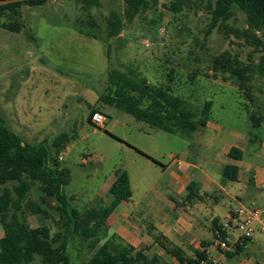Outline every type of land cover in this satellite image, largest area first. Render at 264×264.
<instances>
[{
	"label": "rangeland",
	"instance_id": "rangeland-1",
	"mask_svg": "<svg viewBox=\"0 0 264 264\" xmlns=\"http://www.w3.org/2000/svg\"><path fill=\"white\" fill-rule=\"evenodd\" d=\"M178 1L158 0L150 10L129 21L124 16V0H100V6L88 10L79 0H49L44 5L20 8L18 32L5 27L14 19L5 15L0 21L1 123L30 144L48 141L52 145L61 135L69 137L57 158L71 170L66 191L72 205L81 211L95 206L93 197L103 190L114 171L134 163L131 155L135 151L125 146L124 140L148 148L147 141L132 129L141 122L100 101L108 91V75L116 70L171 89L195 114L212 101L211 117L223 129L216 146H236V138L230 133L255 138L258 143L250 144L247 164L257 188L264 186V75L256 68L261 50L220 26L209 32L207 7L215 0H181V10H172ZM114 12L122 18L124 28L119 36L110 38L106 23ZM246 21L245 13L237 11L227 24L244 29ZM258 36L263 33L258 32ZM222 53L238 57L253 69L248 88L239 89L227 74H213L211 57ZM96 109L108 115L106 129L89 122ZM154 131L162 139L157 138L162 162L170 160L172 150L187 144L191 156L197 154L195 134ZM132 170L137 174V178L133 174V182L139 190L147 186L148 178L158 174L137 166ZM14 185L0 186V195L5 188L13 190ZM42 197L39 186H33L24 201L23 216L31 227L47 224L54 234L59 218L53 208L56 202L44 203ZM30 203L41 205L48 215L30 212ZM230 203L240 207L235 201ZM106 240L107 234L100 246ZM147 252L160 254L165 264L176 263L158 247ZM71 253L75 264L85 263L93 255L79 238L74 240ZM189 254L193 255L192 250ZM32 264H40V259Z\"/></svg>",
	"mask_w": 264,
	"mask_h": 264
},
{
	"label": "trees",
	"instance_id": "trees-1",
	"mask_svg": "<svg viewBox=\"0 0 264 264\" xmlns=\"http://www.w3.org/2000/svg\"><path fill=\"white\" fill-rule=\"evenodd\" d=\"M48 1L29 0L0 6V21L5 15L14 19V23L5 27L18 32L21 29L17 21L20 8L24 5H44ZM124 2V16L131 21L141 12L150 10L158 0ZM79 3L84 10L100 6V0H79ZM181 8V0L171 6L174 11H180ZM207 11L211 18L209 32L220 26L234 38L261 50L262 55L256 68L264 75V0H215L214 4L208 5ZM237 11L246 15L247 27L244 29L227 24ZM123 28L122 18L117 13H112L106 23L107 36H119ZM258 32L263 33V36H258ZM210 62L214 75L227 74L239 89L248 88L247 84L253 71L250 65L228 53L212 56ZM107 84L108 91L100 97L104 105L112 106L152 128L189 136L205 128L211 120L212 101L206 102L200 112L195 114L188 103L171 89L151 85L144 78L137 80L131 74L118 70L110 72ZM95 111L99 110L91 112L90 123ZM67 142L69 137L61 135L52 145L48 141L30 144L0 120V186L10 182L16 183L13 190L5 188L0 195V225L5 234L0 240V264H32L38 259L40 264H75L71 247L77 238L87 243L88 249L93 252L87 262L77 264H165L161 256L146 253L148 248L139 250L122 241L117 235H112L100 246L102 236L108 235L109 216L119 203L129 200L132 196L129 175L122 169L116 170L117 179L109 190L113 198L109 205L96 204L86 210L77 209L72 205L66 191L72 177L71 170L62 166L57 158ZM241 156L242 153L237 148H232L229 153V157L233 159H240ZM221 172L230 181H237L239 168L225 165ZM35 185L41 189L44 203L56 202L53 208L59 218L54 234L47 224L31 227L23 216L26 208L24 201ZM188 190L189 202L203 199L198 190L196 192V183H191ZM27 209L34 214L48 215L47 210L37 203H30ZM222 229L220 225L215 227V230ZM222 233L226 236V231L223 230ZM154 241L179 264H201L209 258L206 248L211 243H202L203 249H194L193 255L189 256L183 248L173 244L164 235L156 236Z\"/></svg>",
	"mask_w": 264,
	"mask_h": 264
},
{
	"label": "crops",
	"instance_id": "crops-1",
	"mask_svg": "<svg viewBox=\"0 0 264 264\" xmlns=\"http://www.w3.org/2000/svg\"><path fill=\"white\" fill-rule=\"evenodd\" d=\"M105 115L108 119V115L106 113ZM141 123L134 124L132 129L147 141L148 148L124 140L123 144L135 151V155H131L134 163L119 168L129 175L132 196L129 200L119 203L109 216L107 239L117 235L122 241L139 250L158 247L165 252L154 241L156 236L164 235L173 244L183 248L189 256L191 250H202V243H211L206 252L213 264H264V223L257 224L254 236L238 243L236 247L232 245L239 233L236 230L226 231L231 237V246L228 250L219 248L215 238L216 225L223 227L225 224H234V211L237 208L231 206L230 202L235 201L240 207L259 208L264 211L262 192L264 186L261 189L257 188L247 164L251 156L250 144L258 143L257 140L245 134L230 133V136L236 138V146L225 144L216 146L215 143L223 135V129L214 123L211 117L205 128L193 133L197 136L195 139L197 154L191 156V147L187 144L181 150L176 152L172 150L168 154L170 160L162 162V156L159 158L158 154L159 135L155 133L156 129ZM159 139L162 140L160 136ZM232 148L241 151L240 159L229 157ZM136 149L150 158L140 154ZM131 165L158 174L148 178L147 186L139 190L140 187H136L133 182V174L136 178L137 174L133 173ZM225 165L239 168L237 181H230L222 175L221 171ZM116 179L114 171L103 190L93 197L96 198L95 205L107 206L112 202L109 190ZM193 182L196 183V192L198 190L203 199L189 202L188 186ZM4 235L0 225V240ZM165 254L169 256L166 252ZM157 255L161 256L158 253ZM173 264L179 263L176 260Z\"/></svg>",
	"mask_w": 264,
	"mask_h": 264
},
{
	"label": "built area",
	"instance_id": "built-area-1",
	"mask_svg": "<svg viewBox=\"0 0 264 264\" xmlns=\"http://www.w3.org/2000/svg\"><path fill=\"white\" fill-rule=\"evenodd\" d=\"M106 121L107 117L101 111H95L91 117V124L97 128H104ZM234 214V224H225L222 230H216L215 233L218 246L223 250H228L231 246V237L227 233L224 236L222 233L223 230H236L239 233L232 245L236 247L238 243L249 240L254 236L257 224L264 223V211L259 208L241 206L234 211ZM201 264H213V262L208 258L207 261H202Z\"/></svg>",
	"mask_w": 264,
	"mask_h": 264
},
{
	"label": "water",
	"instance_id": "water-1",
	"mask_svg": "<svg viewBox=\"0 0 264 264\" xmlns=\"http://www.w3.org/2000/svg\"><path fill=\"white\" fill-rule=\"evenodd\" d=\"M29 0H0V6L12 4V3H18V2H25Z\"/></svg>",
	"mask_w": 264,
	"mask_h": 264
}]
</instances>
